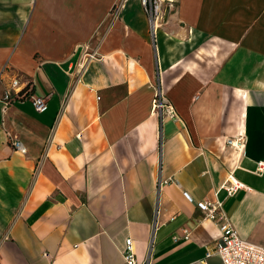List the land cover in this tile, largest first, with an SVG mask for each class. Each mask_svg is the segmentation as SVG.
<instances>
[{
	"label": "crops",
	"instance_id": "1",
	"mask_svg": "<svg viewBox=\"0 0 264 264\" xmlns=\"http://www.w3.org/2000/svg\"><path fill=\"white\" fill-rule=\"evenodd\" d=\"M149 24L140 0H0V264H120L127 236L138 262L152 240L151 264H223L196 205L215 198L264 245V0H174ZM11 77L47 108L5 104Z\"/></svg>",
	"mask_w": 264,
	"mask_h": 264
},
{
	"label": "built area",
	"instance_id": "2",
	"mask_svg": "<svg viewBox=\"0 0 264 264\" xmlns=\"http://www.w3.org/2000/svg\"><path fill=\"white\" fill-rule=\"evenodd\" d=\"M140 2L149 17L151 30L154 32L156 26L159 25V20L163 18L166 9H169L174 0H140ZM24 87H26L25 90H23ZM25 93H27L26 96ZM24 98L29 99L36 111L42 112L47 108L46 98L33 94V88L30 83H26L21 87L19 79L17 77H11L9 79V85L2 93L1 100H3L5 104H8L11 101ZM151 109L160 119L165 115L177 117L174 107L168 102L167 98L158 88H156L152 97ZM226 143L236 149H241L244 144V137L242 134L227 137ZM11 144L16 150L22 153L26 151L23 142L17 136L11 137ZM258 169H264V164H262V162L258 163ZM164 181L165 180L159 178L158 185L160 186ZM240 185V181L230 173L227 175L222 187L226 193L230 195L233 194ZM196 205L201 210L203 217L212 220L220 231L219 237L215 241L214 248L208 249L206 251V256L216 252L220 256L223 264H264V245L251 242L238 234L228 215L223 210L220 199L198 200ZM188 233L187 228L182 229V234L184 236H187ZM173 237L176 238L177 235ZM150 243L148 256L143 261L138 262L133 252L132 238L127 236L122 249V263L120 264H151L149 255L152 248V240Z\"/></svg>",
	"mask_w": 264,
	"mask_h": 264
},
{
	"label": "trees",
	"instance_id": "3",
	"mask_svg": "<svg viewBox=\"0 0 264 264\" xmlns=\"http://www.w3.org/2000/svg\"><path fill=\"white\" fill-rule=\"evenodd\" d=\"M28 83H30V82H28ZM25 89H26V87L23 88V90H25ZM27 93H28V92H27ZM27 93H25V96L27 95Z\"/></svg>",
	"mask_w": 264,
	"mask_h": 264
},
{
	"label": "water",
	"instance_id": "4",
	"mask_svg": "<svg viewBox=\"0 0 264 264\" xmlns=\"http://www.w3.org/2000/svg\"><path fill=\"white\" fill-rule=\"evenodd\" d=\"M168 11V9H166Z\"/></svg>",
	"mask_w": 264,
	"mask_h": 264
}]
</instances>
